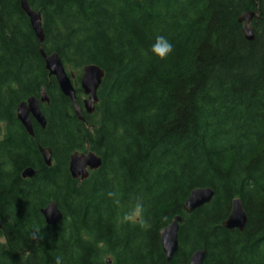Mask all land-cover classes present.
I'll use <instances>...</instances> for the list:
<instances>
[{
    "label": "trees",
    "instance_id": "16d2710c",
    "mask_svg": "<svg viewBox=\"0 0 264 264\" xmlns=\"http://www.w3.org/2000/svg\"><path fill=\"white\" fill-rule=\"evenodd\" d=\"M21 1L0 0V264H189L199 250L204 264H264V0H27L80 107L82 69L104 71L84 122L46 70ZM258 11L250 43L239 18ZM156 35L173 44L163 61L149 51ZM43 87L47 125L32 121L31 138L17 107ZM39 146L52 150V167ZM88 151L101 169L72 179L71 155ZM27 168L34 178L22 177ZM198 188L214 200L187 215ZM237 198L248 224L230 232L222 224ZM137 200L142 222L125 221ZM52 201L64 216L57 227L41 214ZM178 216L179 250L167 262L159 232Z\"/></svg>",
    "mask_w": 264,
    "mask_h": 264
},
{
    "label": "water",
    "instance_id": "95a60500",
    "mask_svg": "<svg viewBox=\"0 0 264 264\" xmlns=\"http://www.w3.org/2000/svg\"><path fill=\"white\" fill-rule=\"evenodd\" d=\"M21 9L29 19L31 28L37 38L40 46V55L44 60L45 68L50 77H54L61 93L68 98L73 106L74 113L79 121L84 122L83 110L87 115H92L95 112V107L98 103V91L104 78V71L97 65H86L82 69L80 88L83 95L86 97L83 101V110L77 103V92L72 83V76H69L64 64L57 54L47 55L43 49L45 34L43 30L42 16L39 12L34 11L27 0L21 1ZM257 13H245L239 18V23L243 25L242 34L247 42L255 41V34L252 28V21L259 18ZM50 98L46 93L45 87L41 89L39 99L30 98L22 102L17 107V119L27 134L34 138V129L32 121L36 122L43 130L46 128L47 122L42 113L41 106L49 105ZM39 153L43 159L45 166H53V153L48 148L38 147ZM102 167V159L95 153L88 151L87 153L76 152L71 155L69 160V173L74 180H87L90 172L98 171ZM36 171L32 168H27L23 171L24 179H32L36 176ZM215 197V192L211 188H198L193 190L187 200L183 204V210L187 215L193 214L198 209L212 203ZM41 214L45 223L50 227L59 226L64 216L60 211L56 202H50ZM184 222V218L175 217L172 222L159 232V239L163 254L167 262H171L179 250V228ZM248 224V216L244 209L241 199L237 198L232 201L231 212L228 218L223 222V227L227 231L243 232ZM3 231V222L0 220V233ZM206 252L199 250L194 252L189 260V264H204ZM107 264H110V259H107Z\"/></svg>",
    "mask_w": 264,
    "mask_h": 264
},
{
    "label": "clouds",
    "instance_id": "9594fccd",
    "mask_svg": "<svg viewBox=\"0 0 264 264\" xmlns=\"http://www.w3.org/2000/svg\"><path fill=\"white\" fill-rule=\"evenodd\" d=\"M149 51L152 57L156 58L157 60H165L167 59L172 51H173V44L171 41L164 35H156L150 45ZM145 206L144 204L137 200L134 203H130L127 206V210L123 214V219L125 221L129 220V218L137 221L142 222V218L144 216ZM40 235V230L35 229L31 233V238L36 240L37 237ZM6 244V237L4 234L0 233V245ZM55 264H62V257L57 256L55 258Z\"/></svg>",
    "mask_w": 264,
    "mask_h": 264
},
{
    "label": "flooded vegetation",
    "instance_id": "af4514ba",
    "mask_svg": "<svg viewBox=\"0 0 264 264\" xmlns=\"http://www.w3.org/2000/svg\"><path fill=\"white\" fill-rule=\"evenodd\" d=\"M84 100V99H83ZM82 106H83V104H82ZM83 113H85V111L83 110ZM86 114V113H85ZM87 115V114H86ZM84 117V116H83Z\"/></svg>",
    "mask_w": 264,
    "mask_h": 264
}]
</instances>
